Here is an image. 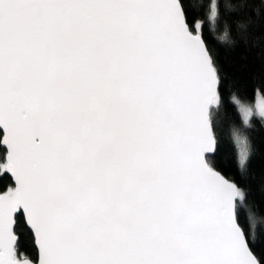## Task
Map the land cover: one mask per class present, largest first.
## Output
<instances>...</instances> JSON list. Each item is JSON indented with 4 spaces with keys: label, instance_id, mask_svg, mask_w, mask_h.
Listing matches in <instances>:
<instances>
[{
    "label": "snow or ice",
    "instance_id": "snow-or-ice-1",
    "mask_svg": "<svg viewBox=\"0 0 264 264\" xmlns=\"http://www.w3.org/2000/svg\"><path fill=\"white\" fill-rule=\"evenodd\" d=\"M240 10L264 33V0ZM234 11L225 0L199 11L193 0H0V264H264L246 204L254 152L234 132L231 178L214 119L226 94L245 126L254 112L209 47V25L231 43L235 24L247 43Z\"/></svg>",
    "mask_w": 264,
    "mask_h": 264
},
{
    "label": "trees",
    "instance_id": "trees-1",
    "mask_svg": "<svg viewBox=\"0 0 264 264\" xmlns=\"http://www.w3.org/2000/svg\"><path fill=\"white\" fill-rule=\"evenodd\" d=\"M205 0H193L196 10ZM242 0H225L226 4H231L235 11L233 18L240 23L248 25V40L241 38L242 29H238L235 24L230 26L231 43L219 41L218 37L223 35V30L217 25L213 28L209 25V47L213 49L218 66L222 74L226 77V82L230 84L233 94L240 101L247 105H252V80L260 72V60L258 58L259 48L253 47L256 44V36H264L255 23L248 24L249 16L240 10ZM253 19L255 17L253 16ZM260 45L264 46V39L260 40ZM247 57L246 59L244 57ZM215 126L218 135L220 148V162L222 166L229 169L231 178L240 180L237 168L239 148L235 141L234 132H238L242 137H246L254 152L250 166V173L255 174V179L248 182L251 194L247 197L246 204L251 209L256 221V234L259 238L264 234V193L260 191V184L264 179V123L262 118L251 119V127H245L239 113V109L230 95H225L222 106L215 113ZM242 184L245 181H240ZM242 215H247L245 210ZM25 254L30 258L36 257L35 249L28 242L25 246Z\"/></svg>",
    "mask_w": 264,
    "mask_h": 264
},
{
    "label": "rangeland",
    "instance_id": "rangeland-1",
    "mask_svg": "<svg viewBox=\"0 0 264 264\" xmlns=\"http://www.w3.org/2000/svg\"><path fill=\"white\" fill-rule=\"evenodd\" d=\"M241 103H242V102H241ZM246 105H247V104H246ZM254 105H255V102H254L252 105H248V106H250V107H253V109H254L253 116L250 118V121H251V119L254 118V117L261 118V117H259L258 115L255 114V107H254ZM237 107H238V105H237ZM238 109H239V108H238ZM244 126H245V125H244ZM245 127H247V126H245Z\"/></svg>",
    "mask_w": 264,
    "mask_h": 264
}]
</instances>
